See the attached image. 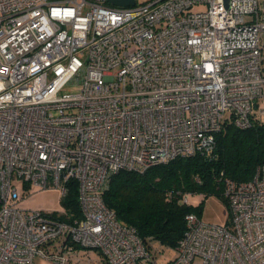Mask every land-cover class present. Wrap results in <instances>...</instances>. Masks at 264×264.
<instances>
[{
  "label": "built area",
  "instance_id": "built-area-1",
  "mask_svg": "<svg viewBox=\"0 0 264 264\" xmlns=\"http://www.w3.org/2000/svg\"><path fill=\"white\" fill-rule=\"evenodd\" d=\"M261 99L264 0H0V264H264V165L220 172L228 221L186 214L162 263L102 200L120 170L209 154L225 121L264 119ZM70 179L79 220L16 206Z\"/></svg>",
  "mask_w": 264,
  "mask_h": 264
},
{
  "label": "trees",
  "instance_id": "trees-1",
  "mask_svg": "<svg viewBox=\"0 0 264 264\" xmlns=\"http://www.w3.org/2000/svg\"><path fill=\"white\" fill-rule=\"evenodd\" d=\"M251 120V126L245 129L225 121L215 133L214 149L209 154L179 156L142 173L118 171L102 200L115 212L120 224L135 229L148 250L171 251L183 235L186 214L199 217L201 211L200 203L183 202L182 196H222L220 172L235 180L249 181L255 168L264 165V119L254 114ZM77 188L75 179L66 182L60 219L72 222L82 217Z\"/></svg>",
  "mask_w": 264,
  "mask_h": 264
},
{
  "label": "rangeland",
  "instance_id": "rangeland-1",
  "mask_svg": "<svg viewBox=\"0 0 264 264\" xmlns=\"http://www.w3.org/2000/svg\"><path fill=\"white\" fill-rule=\"evenodd\" d=\"M143 2L147 0H137ZM205 10L204 4H197L190 8L192 11ZM79 90L78 84H66L62 91L63 93H74ZM256 109L264 108V100H259ZM27 196L20 199L16 206L25 211L40 210L42 212H61L63 211L60 202L62 192L58 187L38 188L31 187ZM188 203L191 205H198L200 203L201 211L199 218L207 223L225 225L229 218V208L227 202L220 195H203L202 193H190L188 195ZM164 256L159 257V262L162 263L164 258L170 257L172 251H163ZM84 253V251H81ZM91 260L80 257V264H104L100 261L96 251H88ZM86 256V255H85ZM35 264H54L52 260H48L40 255L35 258ZM106 264V263H105Z\"/></svg>",
  "mask_w": 264,
  "mask_h": 264
},
{
  "label": "water",
  "instance_id": "water-1",
  "mask_svg": "<svg viewBox=\"0 0 264 264\" xmlns=\"http://www.w3.org/2000/svg\"><path fill=\"white\" fill-rule=\"evenodd\" d=\"M111 4L119 5V6H126L132 5L134 0H108ZM224 4L227 6L229 0H223Z\"/></svg>",
  "mask_w": 264,
  "mask_h": 264
}]
</instances>
